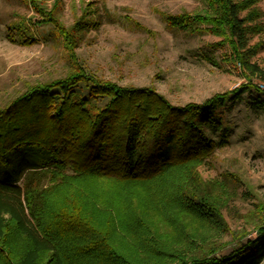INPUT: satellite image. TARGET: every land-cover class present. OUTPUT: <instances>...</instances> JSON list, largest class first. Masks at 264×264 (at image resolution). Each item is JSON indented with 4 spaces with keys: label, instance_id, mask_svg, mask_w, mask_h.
Returning a JSON list of instances; mask_svg holds the SVG:
<instances>
[{
    "label": "trees",
    "instance_id": "1",
    "mask_svg": "<svg viewBox=\"0 0 264 264\" xmlns=\"http://www.w3.org/2000/svg\"><path fill=\"white\" fill-rule=\"evenodd\" d=\"M200 1L199 10L163 18L228 44L251 69L238 87L175 105L151 86L120 85L80 63L0 106V264L263 263L264 219L228 252L199 229L186 234V248L168 247L166 235L185 230L189 213L226 227L223 203L197 167L217 149L208 131L222 129L219 110L264 93L252 80L264 78L250 62L258 44L249 45L264 29V0ZM35 7L41 23L74 36Z\"/></svg>",
    "mask_w": 264,
    "mask_h": 264
},
{
    "label": "rangeland",
    "instance_id": "2",
    "mask_svg": "<svg viewBox=\"0 0 264 264\" xmlns=\"http://www.w3.org/2000/svg\"><path fill=\"white\" fill-rule=\"evenodd\" d=\"M35 3L51 10L60 25L73 27V40L41 23ZM202 5L200 0H0V106L80 63L120 85L151 86L175 105L234 89L247 82L251 69L229 45H217L221 38L211 33L171 27L163 18ZM259 5L264 8L262 1ZM79 21L85 22L81 29ZM256 44L250 62L264 72V29L249 43ZM252 80L264 89L259 72ZM219 112L222 129L208 131L217 149L197 170L223 203L226 227L189 213L185 230L166 235L170 250L186 248V234L199 229L228 252L240 237L254 238L264 219V93L248 91Z\"/></svg>",
    "mask_w": 264,
    "mask_h": 264
},
{
    "label": "built area",
    "instance_id": "3",
    "mask_svg": "<svg viewBox=\"0 0 264 264\" xmlns=\"http://www.w3.org/2000/svg\"><path fill=\"white\" fill-rule=\"evenodd\" d=\"M261 87H264V84H260Z\"/></svg>",
    "mask_w": 264,
    "mask_h": 264
}]
</instances>
